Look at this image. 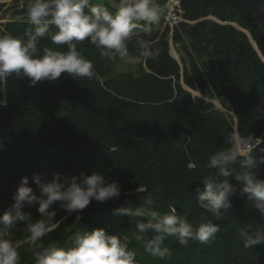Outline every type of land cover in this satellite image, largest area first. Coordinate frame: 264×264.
<instances>
[{
	"label": "trees",
	"instance_id": "obj_1",
	"mask_svg": "<svg viewBox=\"0 0 264 264\" xmlns=\"http://www.w3.org/2000/svg\"><path fill=\"white\" fill-rule=\"evenodd\" d=\"M26 2L16 10L21 18L8 23L4 34L24 38L31 27ZM165 2L158 0L161 7ZM103 6L116 10L109 1ZM182 7L190 22L174 26L172 38L171 27L161 30L163 21H159L150 32L138 31L129 41L130 55L141 60L137 72L113 75L121 59H101L99 49L86 40L78 50L93 61L98 79L77 80L62 73L56 81L29 86L26 76L8 78L0 92V215L14 204L24 176L39 195L33 179L37 174L47 183L56 173L63 180L81 171H97L109 181H119L120 198L103 204L93 200L79 221L57 202L52 206L57 214L50 227L58 225L45 242L66 247L75 232L96 228L131 236L135 221L117 210L140 206L135 192L140 184L145 189L142 195H151L158 210L166 212L169 205L175 206L178 215L194 226L212 220L220 231L205 245L189 241L182 246L168 238L165 244L171 255L165 259L132 240L129 248L136 264H264V243L245 248L240 235L242 229L254 235L264 228V218L241 195L235 174L228 179L237 191L223 220L216 221L199 206L194 189L197 185L204 189L202 179L214 172L206 167L208 158L228 147L225 140L230 134L235 136V123L213 102L189 90L232 109L240 138H264V0H182ZM217 20L248 30L258 49L244 31ZM137 39L151 41L160 50L159 58L139 57ZM171 42L180 61L171 54ZM38 47L41 54L44 47L67 51L66 45H54L48 38L41 39ZM250 155L257 161L264 158V142ZM256 171L264 179V163ZM22 211L40 218L36 206H25ZM22 227L12 230L11 239L21 264H33Z\"/></svg>",
	"mask_w": 264,
	"mask_h": 264
},
{
	"label": "clouds",
	"instance_id": "obj_2",
	"mask_svg": "<svg viewBox=\"0 0 264 264\" xmlns=\"http://www.w3.org/2000/svg\"><path fill=\"white\" fill-rule=\"evenodd\" d=\"M114 7L115 12L109 11L94 0H27L26 20L31 27L26 29L24 38L0 35V92L10 76L28 77L29 86L42 80L56 81L62 73L77 80L98 79L93 61L78 50V45L86 40L99 49L101 59L119 58L135 63L136 57L130 55L128 43L138 31L147 33L160 21L162 8L158 0H118ZM43 38L50 39L54 45H66L67 51L44 47L41 54L38 42ZM135 43L139 57L153 61L159 58L160 50L151 41L137 39ZM262 142L260 137L239 138L230 134L225 140L228 147L210 154L206 167L214 172L202 179L203 190L197 185L194 191L198 193L200 208L211 213L216 221L223 220L232 207L230 198L237 188L228 177L233 174L240 182L241 195L264 218V179L256 171L264 158L257 161L250 155ZM33 179L39 195L29 186V177H22L14 204L0 215V264H21L18 247L11 239L12 230L21 224L33 264H136L135 253L129 248L132 240L142 242L151 255L165 259L171 255L165 244L168 238L182 246H187L189 241L205 245L212 243L220 231L219 224L212 220L194 226L178 215L175 206L169 205L166 212L158 210L151 195H142L145 189L139 184L135 192L140 206L117 210L135 221L131 236L96 228L75 232L71 243L61 247L51 240L45 242L57 214L52 206L59 202L60 208L68 215L75 214L79 221L93 200L103 204L119 199L120 183L109 181L97 171L91 174L81 171L79 175H66L63 180L56 173L47 183L39 174ZM25 206H36L40 218L34 219L30 212L22 211ZM240 235L245 248L264 243V228L257 229L254 235L242 229Z\"/></svg>",
	"mask_w": 264,
	"mask_h": 264
},
{
	"label": "rangeland",
	"instance_id": "obj_3",
	"mask_svg": "<svg viewBox=\"0 0 264 264\" xmlns=\"http://www.w3.org/2000/svg\"><path fill=\"white\" fill-rule=\"evenodd\" d=\"M105 2H107V0H104V3ZM110 2L114 5V3L116 4V3H118L117 2V0H110ZM96 3H99V4H101L102 2H101V0H97L96 1ZM162 17V16H161ZM172 52H173V55L176 57V58H180L179 57V54L177 53V51L175 50V48L172 46ZM141 60H140V58H136V60H135V63H128V62H126V61H123V60H121L115 67H114V70H113V75H115V74H118V73H120V72H127V71H130V70H132V71H134V70H136L135 72H137V69H138V63L140 62ZM192 93H193V95L195 96V97H197V96H199V97H201V98H203V99H205V100H207V102L208 101H212V102H214V103H216L218 106L220 105L219 103H218V101L217 100H208L207 98H204L198 91H192Z\"/></svg>",
	"mask_w": 264,
	"mask_h": 264
},
{
	"label": "built area",
	"instance_id": "obj_4",
	"mask_svg": "<svg viewBox=\"0 0 264 264\" xmlns=\"http://www.w3.org/2000/svg\"><path fill=\"white\" fill-rule=\"evenodd\" d=\"M179 7H180V0H171L168 3V17L172 20V22H178L181 19L180 15H178L177 13Z\"/></svg>",
	"mask_w": 264,
	"mask_h": 264
},
{
	"label": "water",
	"instance_id": "obj_5",
	"mask_svg": "<svg viewBox=\"0 0 264 264\" xmlns=\"http://www.w3.org/2000/svg\"><path fill=\"white\" fill-rule=\"evenodd\" d=\"M248 33V32H247ZM249 34V33H248ZM253 44L255 45V42L253 41Z\"/></svg>",
	"mask_w": 264,
	"mask_h": 264
}]
</instances>
